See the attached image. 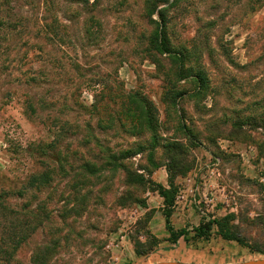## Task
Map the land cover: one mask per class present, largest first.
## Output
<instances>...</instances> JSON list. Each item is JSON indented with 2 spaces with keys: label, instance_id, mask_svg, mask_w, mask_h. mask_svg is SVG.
Masks as SVG:
<instances>
[{
  "label": "rangeland",
  "instance_id": "rangeland-1",
  "mask_svg": "<svg viewBox=\"0 0 264 264\" xmlns=\"http://www.w3.org/2000/svg\"><path fill=\"white\" fill-rule=\"evenodd\" d=\"M150 2L182 75L204 73L202 92L151 50ZM138 147L116 167L113 155ZM169 170L170 224L187 231L176 246L154 186L169 189ZM0 196V264L15 237L10 264L264 258V0H0ZM207 221L260 252L216 224L196 237Z\"/></svg>",
  "mask_w": 264,
  "mask_h": 264
},
{
  "label": "trees",
  "instance_id": "trees-1",
  "mask_svg": "<svg viewBox=\"0 0 264 264\" xmlns=\"http://www.w3.org/2000/svg\"><path fill=\"white\" fill-rule=\"evenodd\" d=\"M85 5L88 4V0H83ZM148 7H146L147 11L146 14L148 16H152L155 14L156 9L158 8V6L153 3L150 2L147 4ZM157 15H159V22L155 23L156 27L154 29V31L152 32V35L150 36V46L152 47L151 50L156 52L159 55H165L168 56L169 58H171L174 62H176L177 64V69H176V77L180 80L181 78H185V77H190L191 79H193V81L197 84V90L196 93H200L202 92V90H204L203 88L205 87V83H206V78L204 73L201 70H196L193 74H189L188 76H183L182 72L185 70V60H184V56L181 54H178L174 49H172L170 47V43L168 40V36L166 34V30L164 28V16H163V11H158L156 12ZM56 21H51L48 24L45 23V27L46 30H49L50 32H52V34L54 36H58V31L56 28ZM85 33L89 34V28L85 29ZM181 95V94H180ZM144 101V99H138L136 96L134 97V95H131L130 97H127V105L128 103H133L134 105H137L139 103H142ZM145 107V105H144ZM146 108V107H145ZM148 125L151 126V121L148 120ZM184 128V127H182ZM153 148V147H152ZM181 145L180 144H174L172 143L170 145V151H174L175 157H177L180 153H181ZM139 152H142L141 148H136V149H125L120 151L116 156L113 155L111 158L114 161H117L116 167L118 166V168L121 166V161H128L130 158H132L134 155L138 154ZM152 157V154H149V158ZM175 157L172 158L173 161V165L175 164L174 161H176ZM120 161V162H119ZM85 171H87L89 173V170H91V168H93V171L91 173V175L96 174L97 169L95 167H93V165H89L88 163L84 165ZM171 174V175H170ZM128 176V184H134V185H144V181L143 178L139 175H136L135 173H127ZM49 176L48 174L44 173V174H38V175H33L31 176L29 182H28V187L29 188H34V189H39L40 186H43L44 184H46L49 180ZM169 189H165L163 188L161 185L159 184H154L155 186V191L158 192V194L160 195L161 198H163V205H164V210H163V215L165 218V228L166 231L169 233V238L168 241L170 244H173V246H176L179 242V240L182 238L183 241H187V231H185L184 229H181L179 231H175L171 224H170V216H171V210L173 207V203H174V198H175V188L173 186V182H172V171L170 172L169 170ZM0 202L3 203L2 198L0 196ZM14 212V211H12ZM213 224H216L218 227V232L221 235V237L225 240H230V241H235L236 243H238L241 246H244L246 248H249L251 250V252H260V250L256 247V246H252L250 244H248L246 242V240L242 237H240L238 235V233L236 231H231L230 229H227L226 224H223L221 222L218 221H207L206 223H200L198 225V227H195L193 229V232L195 234L196 237H205L209 234L210 230H211V226ZM10 241H15V244L13 243H9V242H5L4 240L2 241V244L10 246L11 248V254H14V252H16L17 248L19 245H17V238L15 237L14 239H9ZM14 245V249L13 246ZM1 255L5 254L6 251L4 248H2L1 250ZM8 257V259L5 260V264H10V261L13 258V255H11ZM264 254V253H263ZM155 263V262H154ZM183 263H187V262H183Z\"/></svg>",
  "mask_w": 264,
  "mask_h": 264
},
{
  "label": "crops",
  "instance_id": "crops-1",
  "mask_svg": "<svg viewBox=\"0 0 264 264\" xmlns=\"http://www.w3.org/2000/svg\"><path fill=\"white\" fill-rule=\"evenodd\" d=\"M171 254V253H169ZM168 255V256H172ZM188 256V254H186ZM175 255H173V257L171 258H166V259H158L156 260V262H163V261H178V262H187V263H193V264H226V262L224 263L222 259H212L210 257H201L199 258L198 256H194L192 255V258L185 260V259H181V258H175ZM166 257V256H165Z\"/></svg>",
  "mask_w": 264,
  "mask_h": 264
},
{
  "label": "water",
  "instance_id": "water-1",
  "mask_svg": "<svg viewBox=\"0 0 264 264\" xmlns=\"http://www.w3.org/2000/svg\"><path fill=\"white\" fill-rule=\"evenodd\" d=\"M152 264H193V263H183L178 261H163V262H155ZM232 264H264V258L262 259H255V260H247L243 262H237Z\"/></svg>",
  "mask_w": 264,
  "mask_h": 264
}]
</instances>
